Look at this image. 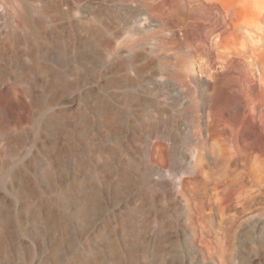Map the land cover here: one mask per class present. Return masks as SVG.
Segmentation results:
<instances>
[{"label":"rangeland","instance_id":"obj_1","mask_svg":"<svg viewBox=\"0 0 264 264\" xmlns=\"http://www.w3.org/2000/svg\"><path fill=\"white\" fill-rule=\"evenodd\" d=\"M205 1L0 0V264H264V20Z\"/></svg>","mask_w":264,"mask_h":264},{"label":"bare ground","instance_id":"obj_2","mask_svg":"<svg viewBox=\"0 0 264 264\" xmlns=\"http://www.w3.org/2000/svg\"><path fill=\"white\" fill-rule=\"evenodd\" d=\"M215 1H219V4L221 5V10L217 14L214 15L213 20L210 21V23L206 26L205 30H206L207 34H214L218 31V27H219L218 25H224L225 26L224 29L220 30L221 34L219 36H217V43H219L220 41H226L228 44H239L240 37H241V35H243L244 30H246L250 33L258 30V29L255 30L254 28H253L254 29L253 30L252 27L243 24L242 21H241V23H235L234 22L235 17L244 15L245 12L248 10H250V12H252L254 14V16L256 18V23L260 22L261 20H264V10H262L260 8L258 10L257 9L251 10L248 7L243 5V3H246V2H248L250 4L252 2V0H234V2L232 4H228V2L226 0H206L205 2L206 3H215ZM251 6L254 7L255 6L254 3H252ZM144 19L148 21V19H150V18L144 17L143 20ZM230 22H231V26L229 24ZM258 28L260 30V27H258ZM255 39L256 38H254L253 40H255ZM261 40L264 43V37ZM256 46H257V44L253 43V46L251 48L255 51V50H257ZM262 52H264V51H262ZM255 56H257V55L255 54ZM261 115H262V111H261ZM258 116H260V114ZM243 148L246 149L247 155L245 157H243L241 154H239L237 159L234 161L239 166L244 165L247 167L249 165L250 159L254 156L255 152L256 153L259 152L260 153L259 155L264 157V151L261 148L259 149L257 147H254V146H252V144H250L248 142L245 143V146L242 147L241 150ZM243 160L246 161V164H242ZM253 182H256L255 176H253L252 171L246 169L243 173L234 177L232 180L231 179L227 180V181L225 180V181L219 183V185L216 187V189L220 190L223 193V195L226 196L227 198H229L230 200L231 199L233 200L235 195L244 187V185L246 183H253ZM249 197L254 198L251 195H249L248 198Z\"/></svg>","mask_w":264,"mask_h":264},{"label":"built area","instance_id":"obj_3","mask_svg":"<svg viewBox=\"0 0 264 264\" xmlns=\"http://www.w3.org/2000/svg\"><path fill=\"white\" fill-rule=\"evenodd\" d=\"M149 31H152V33H155L158 31L157 24L155 22L151 23ZM176 33L178 36L182 39L183 36V31L177 30ZM158 40L154 36H152L150 39L147 40L146 43H143L141 39L138 37H131L128 40H126L125 44L120 47L119 52L115 55L119 57L120 59H123V69L118 68L116 69L115 72H126V73H131L134 74V69H135V63L134 59L138 57V55H142L141 51L142 49H148L150 52H155L158 50ZM104 50L109 51L107 47H104ZM111 53H105V55L110 56ZM102 67L99 69H95V71L98 74H107L110 69V61L108 60L106 63H103L101 65Z\"/></svg>","mask_w":264,"mask_h":264}]
</instances>
